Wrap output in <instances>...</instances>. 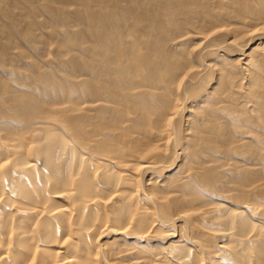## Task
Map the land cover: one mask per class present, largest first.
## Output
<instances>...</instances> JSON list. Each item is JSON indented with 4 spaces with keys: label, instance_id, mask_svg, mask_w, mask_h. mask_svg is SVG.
<instances>
[{
    "label": "bare ground",
    "instance_id": "bare-ground-1",
    "mask_svg": "<svg viewBox=\"0 0 264 264\" xmlns=\"http://www.w3.org/2000/svg\"><path fill=\"white\" fill-rule=\"evenodd\" d=\"M31 1L83 60L0 66V264H264V0Z\"/></svg>",
    "mask_w": 264,
    "mask_h": 264
},
{
    "label": "rangeland",
    "instance_id": "rangeland-1",
    "mask_svg": "<svg viewBox=\"0 0 264 264\" xmlns=\"http://www.w3.org/2000/svg\"><path fill=\"white\" fill-rule=\"evenodd\" d=\"M20 7H25L29 11H34L32 22L26 21L21 14H25L27 10L22 8H10L7 14L12 15V18L5 17L0 11V41L10 43V51L13 49L21 50L26 58L20 62L18 60H8L7 54L9 51H2L0 53V66L6 65L25 70H32L33 64H38L46 69L50 70L53 74H58L59 69H64L67 72L80 70L81 61L83 60L82 38H77L75 33L84 30L85 22L75 17L74 11L77 5L70 4L65 6V20L62 21V27L64 31H60L55 26L56 24L43 20V17H38L39 14H47L50 8L33 7L31 0H20ZM67 0H62L66 2ZM3 7H9L12 5L10 0H7V4L0 0ZM37 5V4H36ZM1 8V7H0ZM15 16L18 20L15 22L13 18ZM34 27L35 35L32 37L26 36V31ZM68 30V31H67ZM71 34L75 37L74 43L62 48V54L56 46V42L64 40ZM74 50L76 53L75 58L68 54V51ZM1 51V50H0ZM6 56V57H5ZM29 60H32L29 62ZM160 238V237H159Z\"/></svg>",
    "mask_w": 264,
    "mask_h": 264
}]
</instances>
